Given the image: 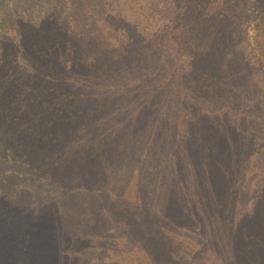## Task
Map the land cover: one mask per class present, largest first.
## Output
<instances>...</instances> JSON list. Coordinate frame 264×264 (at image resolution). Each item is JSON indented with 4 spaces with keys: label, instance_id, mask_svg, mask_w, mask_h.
Returning a JSON list of instances; mask_svg holds the SVG:
<instances>
[{
    "label": "trees",
    "instance_id": "obj_1",
    "mask_svg": "<svg viewBox=\"0 0 264 264\" xmlns=\"http://www.w3.org/2000/svg\"><path fill=\"white\" fill-rule=\"evenodd\" d=\"M142 174L187 202L154 240L264 264V0H0L2 264H57L83 192Z\"/></svg>",
    "mask_w": 264,
    "mask_h": 264
},
{
    "label": "rangeland",
    "instance_id": "obj_2",
    "mask_svg": "<svg viewBox=\"0 0 264 264\" xmlns=\"http://www.w3.org/2000/svg\"><path fill=\"white\" fill-rule=\"evenodd\" d=\"M92 170L96 175L99 173L98 169ZM133 180L135 181L130 185L122 184L123 187L117 189L118 197L109 203L102 201L101 197H96V194L87 195L83 192V199L86 200L84 206H88L90 214L84 220L74 218L66 228L60 225L61 233L66 232L69 242L62 240L64 245L59 250L57 248L54 256L57 264H184L178 256H172L173 249L181 252V255L188 250V260H191L192 264L203 263L197 258L205 247L210 248L211 245L206 239V232L200 227L197 232L190 235V244L188 243L184 248H181V244L174 243H172L173 249L170 248L168 236L164 241L153 239L154 230L163 231V235L171 234L169 233L171 229L166 224L171 222L175 214L165 206L166 200L167 202L169 199L170 202L178 200L182 210L183 201L187 206L185 198L172 194V199L171 196L159 197L161 196L157 187L161 183L159 180L156 185L152 183L156 188L152 185L154 192L149 193L147 191L149 185L143 174L139 185L136 176H133ZM164 187L165 185L160 189ZM94 188L101 187L95 183ZM31 197L40 200V196ZM48 198L54 199V196ZM112 204H116L118 210H114ZM69 209L72 210V205H69ZM15 216L18 217L16 214ZM7 230L9 232L0 231V264L3 262V252L6 247L11 248L13 245L12 237L8 239L7 236L13 233L14 226L10 225ZM65 249L76 250L65 254ZM207 262L211 263L212 259Z\"/></svg>",
    "mask_w": 264,
    "mask_h": 264
}]
</instances>
